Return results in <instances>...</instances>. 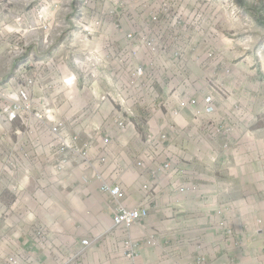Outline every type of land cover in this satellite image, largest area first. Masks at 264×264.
<instances>
[{
    "label": "crops",
    "instance_id": "0c3cea01",
    "mask_svg": "<svg viewBox=\"0 0 264 264\" xmlns=\"http://www.w3.org/2000/svg\"><path fill=\"white\" fill-rule=\"evenodd\" d=\"M223 12L230 16L229 9ZM213 21L216 26L217 19ZM225 23L230 29L231 22ZM201 29L158 58L156 63L176 65L175 74L166 72L163 78L147 73L140 80L130 76L129 64L119 62L121 51H132L126 47V30L92 24L93 35L85 39L86 32L68 26L52 30L48 40L40 39V29L33 31L31 72L39 81L32 96L44 118L0 119V263L6 255L22 252L35 256L36 264H231L233 259L238 264H264L259 218L242 196L233 197L242 193L245 175L240 169L248 165L242 159L238 172L230 168L224 174L235 155L216 152L230 140L217 132L232 125L227 115L232 105L227 90L214 92L217 86L229 85L226 77L218 83L215 65L229 62L231 50L225 48L209 67ZM208 38L209 50H217L216 37ZM0 46L11 58L12 45L2 41ZM195 46L205 67L194 64ZM137 49L140 54L133 62L147 63L149 51L142 41ZM89 62L100 64L93 67ZM209 69L213 75L205 72ZM211 95L216 112L208 115L206 98ZM189 98L198 101L199 110L180 111V103ZM119 111L134 121L128 130L117 124ZM51 124L71 136L80 134L82 142L91 145L94 162L106 157L105 178L122 185L123 204L147 208L149 217L129 230L115 227L109 197L100 192L99 183H84V166L70 164L59 170L60 155L49 148ZM163 134L168 135L164 143ZM169 163L175 168L165 172ZM227 176L240 184L229 183ZM188 185L196 191L181 195ZM223 223L235 236L228 237L220 227ZM150 236L158 237V249L143 245L136 261L123 256L125 239L144 243ZM84 239L92 242L85 258L80 257Z\"/></svg>",
    "mask_w": 264,
    "mask_h": 264
},
{
    "label": "rangeland",
    "instance_id": "374dc122",
    "mask_svg": "<svg viewBox=\"0 0 264 264\" xmlns=\"http://www.w3.org/2000/svg\"><path fill=\"white\" fill-rule=\"evenodd\" d=\"M224 8L229 9L230 16L226 17ZM151 12L157 21L152 19ZM213 18L217 19L216 26L212 25ZM225 22H231L230 29L224 27ZM96 23L122 24V30L133 33L137 41L154 40L160 49L159 56L173 46L178 47L181 41L178 24L182 28L202 27L209 67L225 48L227 51L230 48L231 58L227 59L230 61L221 60L215 65L221 77L217 79L218 83L224 77L229 80V85L231 81L230 87L222 84L215 88L222 92L227 90L232 105V111L227 113L232 125L226 134L217 132L218 137L226 135L225 138L230 140H226L216 152L222 150L235 155L229 160L224 174L230 168L236 172L242 159L248 165L245 170L239 168L245 175V180L241 181L242 193L232 194L235 199L242 196L241 201L249 203L254 215L264 223V0H0V31L3 32L0 43L7 41L12 45L16 39L27 43L25 55L17 61L6 58L0 46V80L22 82L23 75L31 76L34 30L40 29V39L48 36V40L52 30H64L68 26L77 29ZM189 31L192 33L186 34L195 35L194 29ZM211 36L216 37L217 50H209L211 38L208 37ZM210 55L211 59L208 58ZM194 64L205 67L201 60H194ZM166 72L175 74L176 65L170 66L164 61L150 68L154 76L158 74L167 78ZM179 72L183 74V69ZM205 72L214 73L210 69ZM227 178L235 186L240 184L236 182L237 178Z\"/></svg>",
    "mask_w": 264,
    "mask_h": 264
},
{
    "label": "built area",
    "instance_id": "2783aa9c",
    "mask_svg": "<svg viewBox=\"0 0 264 264\" xmlns=\"http://www.w3.org/2000/svg\"><path fill=\"white\" fill-rule=\"evenodd\" d=\"M135 1V0H132ZM148 8V7H146ZM150 10V9H149ZM114 11V10H113ZM114 14V13H113ZM196 14V13H193ZM154 13L151 12L150 16L154 21H157V17H153ZM155 16V15H154ZM96 25H101L96 23ZM115 30L120 32L123 31L122 24H114L113 25ZM192 27H184L182 28L181 24L177 25L178 33H180L181 41L179 44L182 43L184 39L187 38V32L190 29H194L197 31L199 27L195 25H191ZM80 30L86 32L84 38L91 39L93 35L92 31V24L84 25L79 27ZM1 30V29H0ZM190 35V34H189ZM3 36V32L0 31V39ZM48 38V36H46ZM47 40V39H46ZM1 41V40H0ZM12 47L9 49V54H11V59L16 61L19 57H22L26 53L27 43L20 41L19 39L13 41ZM139 41L136 40V37L133 36V33L126 35V47L131 49L132 51L130 54L124 55L121 51V56L119 58V62L124 64H129L131 66L130 76L133 79L140 80L143 79L146 74L150 73V68L156 64L158 58L160 57V49L157 46V43L151 39H145L142 41L149 51V61L147 63H134L133 60L135 58L138 59L139 57V50L137 49V44ZM178 44V45H179ZM11 45V44H10ZM192 52L196 54L198 49L196 46L193 48ZM176 58L180 57L179 53L174 54ZM110 54H108V57ZM195 60L200 61V58L197 56L193 57ZM208 58H212L210 55ZM118 60V58H116ZM102 62V60H99ZM100 62L92 63L89 62L93 67L99 66ZM103 63V62H102ZM203 64V62H202ZM138 65V66H135ZM24 80L22 82H18L16 79H10L8 81H1L0 80V119L5 120L7 122H15V121H40L44 118V114L42 111H39L36 105L33 102V88L36 86L37 82L39 81L38 74L34 75L31 72V76L23 75ZM214 86H211L213 89ZM217 90L215 89L214 92ZM215 98L214 95L208 96L206 98V108L205 113L208 115H212L216 112V108L214 106ZM187 108H195L199 110V103L194 98H189L185 101L180 103V111H184ZM201 110L197 112V115L200 117L202 116ZM117 124L121 130H128L134 125V121L132 117L128 115L125 111H119L117 115ZM51 131V141L49 143V148L54 153L60 155V165L59 170H63L66 168L67 165H81L84 166L86 170V174L83 176V181L85 184L94 185L95 183L100 184V192L107 195L109 197V202L114 208L115 217L114 223L115 227H125L127 230L136 226L140 221L145 220L149 217L150 212L147 208L143 207H133L128 208L123 204V199L125 197V192L120 184L110 183L106 180L105 174L103 169L107 164L106 157H99L94 162L91 156V145L88 143L82 142V137L80 134H75L71 136L69 133H66L60 125L51 124L49 126ZM228 128L223 129V132L227 133ZM221 133V131H220ZM147 137L152 139L153 136L148 134ZM161 141L167 142L168 135H161ZM104 142L106 144L110 143L109 138H105ZM10 165H14L13 161L10 162ZM175 168L173 163L165 164L163 170L165 172H170L172 169ZM71 173H69V176ZM154 175L157 174V171H154ZM196 188L193 185L185 186L183 189L179 191L181 195H186L187 193H194ZM258 226H261L258 229L257 233H263V222L259 221ZM222 228H224L227 232L229 238L235 236L234 231L232 228H229L226 224H221ZM38 235H42L41 232H37ZM130 238L125 239L124 249H123V256L132 260L136 261L139 259L141 252L140 249L143 245L150 247V249H158L160 246V241L157 236H150L145 240L144 243L135 242L129 240ZM92 245V242L89 239H84L82 241V252L80 257L82 256L85 258V253H87L88 249ZM2 259V257L0 256ZM231 264H238L235 259L230 260ZM0 264H36L35 256L29 254L21 253H11L6 255L3 258Z\"/></svg>",
    "mask_w": 264,
    "mask_h": 264
}]
</instances>
